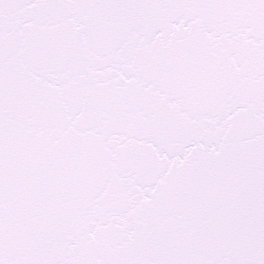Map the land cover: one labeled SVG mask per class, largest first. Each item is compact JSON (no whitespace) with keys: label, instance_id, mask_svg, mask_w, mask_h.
I'll use <instances>...</instances> for the list:
<instances>
[{"label":"snow or ice","instance_id":"snow-or-ice-1","mask_svg":"<svg viewBox=\"0 0 264 264\" xmlns=\"http://www.w3.org/2000/svg\"><path fill=\"white\" fill-rule=\"evenodd\" d=\"M0 264H264V0H0Z\"/></svg>","mask_w":264,"mask_h":264}]
</instances>
